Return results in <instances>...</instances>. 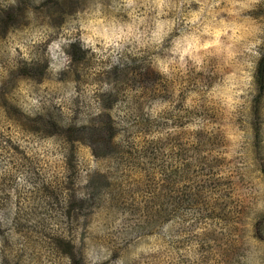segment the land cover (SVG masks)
I'll return each mask as SVG.
<instances>
[{"label": "rangeland", "instance_id": "obj_1", "mask_svg": "<svg viewBox=\"0 0 264 264\" xmlns=\"http://www.w3.org/2000/svg\"><path fill=\"white\" fill-rule=\"evenodd\" d=\"M18 1L4 97L64 123L107 110L114 135H31L0 102V264H264V0Z\"/></svg>", "mask_w": 264, "mask_h": 264}, {"label": "trees", "instance_id": "obj_2", "mask_svg": "<svg viewBox=\"0 0 264 264\" xmlns=\"http://www.w3.org/2000/svg\"><path fill=\"white\" fill-rule=\"evenodd\" d=\"M34 1V0H30ZM63 0H43L41 4H38V6L35 7V9H40L43 7L42 5H45L47 2L51 4H60ZM69 1L66 4H63L60 6V10L65 6H73L76 2V0H64ZM18 2L21 3V5H25L28 3L27 0H19ZM30 4V3H29ZM31 5V4H30ZM64 11V10H63ZM62 11V12H63ZM4 14L3 7H0V31H4L8 24L6 25V21L11 18V15L5 14L3 19L1 18V15ZM63 13H60L57 15V19L61 17ZM65 53H67L69 56H71L74 60H79V58H82L84 56V50H82L79 43H71L69 44L66 49L64 50ZM32 63L30 66V70H33V72H42V70H38V66L33 65ZM17 72H11V75L16 74L18 72H25V69L19 68V70H16ZM111 72H117V68H113ZM253 82L255 86V92L253 95L254 99V107H253V113L254 115L257 113L258 110V104L259 100L261 98V95L264 91V42L262 44V49L260 50V53L258 54V57L256 59L255 68L253 72ZM7 91V85L4 83L0 84V102L1 105L5 108L6 112L8 113L7 116L9 118H12V122H16L18 126L25 128L28 133L31 135H39L43 133L44 131H52V132H62L65 135V139L72 141L73 139L82 140L84 143L88 144L91 148H96L97 145L100 147V152L104 153L106 152V147L109 143L110 138L113 137L114 131L111 121L109 122V114H105L106 111L100 116H103L104 123L102 124L98 118H87L83 121V123L76 124L75 121H72L71 123H64L60 120L58 115H53L49 112H44L42 110L33 111L29 114H26V111L18 104L17 102H9L7 98L4 97L5 92ZM103 101L110 103L111 102V95L109 93L102 95ZM105 107V106H104ZM107 109V107H105ZM109 113V112H108ZM26 119V120H25ZM22 123V124H21ZM256 129L258 128V123L253 122ZM259 140L258 134H255V144L257 145ZM90 183L94 182V180H99L98 174L96 176V179H94V176H89ZM100 182V180H99ZM101 183V182H100ZM261 220L264 221V215L261 216ZM60 243V242H59Z\"/></svg>", "mask_w": 264, "mask_h": 264}]
</instances>
